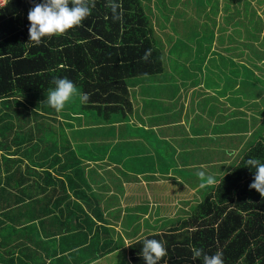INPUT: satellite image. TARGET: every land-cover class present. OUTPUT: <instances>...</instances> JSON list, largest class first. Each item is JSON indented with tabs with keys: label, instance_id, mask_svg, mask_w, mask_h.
<instances>
[{
	"label": "trees",
	"instance_id": "obj_1",
	"mask_svg": "<svg viewBox=\"0 0 264 264\" xmlns=\"http://www.w3.org/2000/svg\"><path fill=\"white\" fill-rule=\"evenodd\" d=\"M40 2L10 0L0 14V264H33L34 222L45 223L53 211L48 199L68 190L78 192V182L87 179L76 134H84L85 140L103 124L122 135L141 130L127 124L134 113L128 82L165 71L154 18L142 0H92L91 14L81 25L45 37L40 44L29 43L28 13ZM175 2L173 8L164 0V7L173 14L168 21L177 20L181 4ZM185 4L188 13L202 18L223 10L227 14L223 25L212 18L206 33L209 43H229L232 48L227 46L225 51L235 57L247 56L252 63L250 47L238 51L239 42L264 53L260 51L264 47L263 26L250 0H189ZM243 13L250 17L248 25L241 21ZM227 26H232L234 33L228 35ZM216 28L219 35H215ZM65 77L87 94L81 110L89 112L84 113L85 121L95 117L99 127L77 130L82 124L75 115L49 108L46 100L55 79ZM65 120L71 122L66 125ZM68 129L74 130V141ZM252 157L264 158V134L237 166L216 180L210 194L186 219L163 234L145 237L164 242L167 255L158 264H202V260L193 259L192 247L202 248L208 255L222 253L224 264H264V197L250 190L255 169L244 163ZM145 238L130 246L132 264H144Z\"/></svg>",
	"mask_w": 264,
	"mask_h": 264
},
{
	"label": "crops",
	"instance_id": "obj_2",
	"mask_svg": "<svg viewBox=\"0 0 264 264\" xmlns=\"http://www.w3.org/2000/svg\"><path fill=\"white\" fill-rule=\"evenodd\" d=\"M225 49L224 52H227ZM207 55L209 62L214 56L226 59L231 64L245 66L250 75L246 72L240 85L234 80L239 75L233 74L228 81L217 78L204 85L193 77L189 81L185 78L177 80L172 85L164 83V106L171 107L165 111L174 114H167L162 123L153 120L150 124L146 119L145 124L129 119L139 110L132 100L134 113L128 118L131 125L145 127L148 132L153 129L158 132L155 134L158 140L166 138L175 145L172 152L173 163L161 160L166 166L164 172L160 171V167L153 170L154 166H158L153 158H128L125 155L123 146L128 144L123 142L131 139L132 132L129 135V132L123 135L120 132H111L110 135L91 132L86 136L89 140L82 138L84 134H76L75 144L81 142L78 156L86 167L87 179L78 182V192L68 190L65 195L63 192L56 193L53 198L48 199L53 211L45 219V223L34 222L33 264H132L129 254L132 244L149 235L163 234L176 222L188 217L191 203H194L188 191L195 195L194 189L200 187V171L205 172L206 176H212L208 169L214 168L217 172L218 167L227 162V139L231 143L233 135H237L236 138L246 140L258 131H264V119L259 120L262 113H252L254 109L263 108L264 67L255 62L249 64L247 56L235 57L228 53L226 57L221 52L213 54L211 50ZM235 58L240 62H236ZM263 61L264 59L260 63ZM250 65L254 68H250ZM182 72L177 71L176 75L180 77ZM201 74L202 70L193 72V75ZM252 74L255 75L256 84L252 83ZM258 84H262L261 87ZM253 87L257 91L262 90L255 102L253 99L249 100L248 95ZM207 89L209 92L205 94L198 93ZM194 97H197L196 101ZM170 98L175 99L171 101H175L178 106H171ZM234 99L243 102L239 103ZM165 111L164 114L168 113ZM254 115L257 116L255 124ZM242 118L245 128L232 130L231 125L240 123ZM70 122L65 120L66 125ZM217 122L220 124L218 130ZM188 123L191 128L186 132L176 131V134L164 135V128L182 130ZM242 130L244 132L240 133ZM72 133L70 139L74 141V132ZM105 138L111 141L109 148L102 142ZM184 140L197 141L198 146L189 144L186 147L185 144H180ZM218 140L226 141L224 145L218 143L221 150L216 148ZM88 147L92 150H85L83 154L82 151ZM131 155L140 157L144 154ZM183 157L188 158L184 160ZM217 177L214 176L215 181ZM65 183L69 187L68 182Z\"/></svg>",
	"mask_w": 264,
	"mask_h": 264
},
{
	"label": "rangeland",
	"instance_id": "obj_3",
	"mask_svg": "<svg viewBox=\"0 0 264 264\" xmlns=\"http://www.w3.org/2000/svg\"><path fill=\"white\" fill-rule=\"evenodd\" d=\"M142 1L145 4V9L147 10V12H149L148 15L150 14L149 16H152V18H154L153 21L155 22L154 25L156 27L155 28L156 39L159 44V47L163 50L164 55H165L166 72L159 76H152V77H147L144 79L129 80L128 83L130 86V90L132 92V99H134L135 104L139 108L138 112L135 113V115H132L129 119H133V120L135 119L134 121L138 120V122H144L145 124H147L146 119L149 121L150 124L152 123L153 120L158 121V123H162L164 122V119L167 116V114H171V115L174 114L172 112L165 111V110L171 109V107L164 106V83L172 85V84L177 83V80H180V79L183 80L185 78L189 81L190 80L189 78L193 77V78H196L198 81L200 80V82L204 85V84H210L211 82L216 81L217 78L222 81H225V80L228 81L230 77H232L231 74H233V75H239L238 77L234 78V80L237 81V83L240 85L242 79L244 78L245 73L248 72L245 66H242V65L239 66L238 63L236 65L231 64L230 61L223 59V58H220V59L217 57L214 58L213 55H212L213 57L211 58L210 62H209V59H207L208 58L207 53H209L210 50L213 51V54L214 52H216V54H219V52H221L226 57H228V53L230 52H224V49L227 46L232 48L231 44L229 43H225L223 46V44L219 43V41L217 42V40L214 41L213 44L206 41L210 37V35H206V33H207V30L210 29V27H212L210 25V23L213 22L212 18L216 19L217 22L220 23V25L225 24L226 22L225 19L227 17V14L224 12V10L220 11L217 15L216 14L214 15V12H213V14H210L211 16L207 18H202L197 13H191V12L188 13L189 9L187 8V4H185V2L189 0H178V4H181V6H183L182 11L179 10L181 7L179 6V8H177L178 12L176 11L177 20L172 18V20L168 21V18L170 16L172 17L173 14H171L172 10L170 8L164 7V0H154L152 4L149 2L150 0L149 1L142 0ZM175 1L177 0H166L167 4L169 6H172L173 8L176 7ZM250 2L252 3V6L258 11V16L263 26L262 27L263 33L261 35L264 36V13H263L264 3L261 4L257 0H250ZM211 7L212 6H210V9ZM243 8L244 7H242L241 9L243 10ZM150 11L153 12L154 15H151ZM164 14H167V19L165 18ZM201 19L204 21H201ZM241 19H242L241 21L247 25L250 22V17L249 16L247 17L245 13H243V16L241 17ZM227 27H228L227 34L228 35L230 33L232 34L234 28L232 26H227ZM215 32H217L215 35L220 34V31L218 30V28L215 29ZM236 36L240 37L241 34L236 35ZM204 37L205 39H202ZM255 45L258 47L257 43H255ZM263 46H264V43H263ZM240 47H247V48L250 47V52L251 54H253L252 58L254 57L253 61L256 64H259L260 67H264V61L260 63L261 60L264 59V53L263 54L257 53V50L254 49L253 46H250V44H245V43L240 44L239 42L237 44L238 51ZM247 51L249 52V50ZM260 51H264V47L261 48ZM234 60L236 62H240L236 58ZM249 64H251V62ZM250 68H254V66L250 65ZM180 70H182L183 72L180 75V77H178L176 74H177V71L179 72ZM197 70H202L203 74L193 75V72ZM204 70H207V71H204ZM248 73L250 75V71ZM215 74L216 76H214ZM254 74H252L253 77L251 76L250 78H254L252 83L256 84L257 80L255 79ZM259 77H261V75H259ZM258 85L259 87H261L262 84H258ZM76 88H77L78 93H82L81 88L79 87H76ZM207 92H209L208 89L205 91L201 90L198 93L205 94ZM177 94L178 93H176V95ZM258 94L260 96L262 94V90L259 89V91H257V89L253 87L252 89H250L248 93L249 100L253 99V101L255 102L256 101L255 98ZM195 98L197 97H194V101H196ZM171 100H175V99L170 98L169 101ZM234 101L239 102V103L243 102V101L241 102V100L239 99L238 100L234 99ZM82 104L83 103H81L79 95H76L73 97V99L70 102H68L65 105L64 107L65 110L63 109L61 110V112L64 113V111H66V113L68 114L66 116H69V115L76 116V119L79 120L78 123L82 124L80 126H76V129L96 127V126L99 127V121L95 120V117H92L90 120L85 121L86 119L84 117L85 116L84 113L87 114L89 112H85L84 110L83 111L81 110ZM172 105L174 107L178 106V104H176L175 101H171V106ZM174 107L172 108L176 109ZM49 108L51 107L49 106ZM201 110L203 111L202 107H201ZM164 111L168 113L164 114ZM257 112L262 113V115L259 116V120H263L264 119V102H263L262 110H259V109L252 110V113H257ZM235 114L236 113H234V115ZM256 117H257L256 115L253 116L254 124L256 121ZM129 119L127 121L128 127H135V128L141 127L140 125L139 126L131 125L129 122ZM217 125L219 126L217 127ZM110 126L111 125L103 124L100 130L94 131V132H100L104 135H110L112 132L110 129ZM231 126H232L231 127L232 130H235V129L241 130L245 128V122L242 118L240 123L232 124ZM190 128L191 126L189 125V123H188V126L186 128H183L182 130L181 128H172V129L164 128V135L167 134V136H170L172 134H176L174 133L176 131L186 132V130H189ZM216 128L217 130L220 128V124L218 122L216 124ZM229 129H230V126L228 124L227 130ZM129 132H132L131 139L130 140L126 139L127 141L123 142L125 144L126 143L128 144V145L123 146L124 148L123 151L128 158H153L158 163V166L157 165L154 166L153 170H158V168L160 167L161 172H164L166 168L165 164L163 165L161 163V160L163 159L167 160L169 164L173 163L174 157H173L172 152H173V148L175 145L169 139L166 140V138H164L163 140L162 138H160L158 140L156 136L158 132L153 129H151V131L148 132V130H146L145 127H141V130L133 129V130H130ZM242 132H244V130H242L240 133ZM67 134H69L70 137H72L73 133L72 131H67ZM263 134H264V131L262 130L258 131L253 137H248L246 140L236 138L235 136L237 135H233L231 143L229 142V139H227L229 143L227 144L229 146H227L226 149L228 150V153L230 154V155L229 154L227 155V162L225 164L220 165V167H218L217 172H215L214 168L208 169L209 173L213 174L212 175L213 177L218 176L217 180H220L221 178H223L235 166H237V164L241 160L244 153L251 146L256 144ZM238 136H243V134L242 135L238 134ZM94 138L95 136H93L92 142H94ZM89 139L87 138L85 140H89ZM102 142L103 144L107 146V148H109L110 146L109 144L111 143V141H108V139L105 138L102 140ZM80 143L81 142L77 143L78 146L80 145ZM218 143L221 145H224L226 141L218 140L216 142V148L218 150H221L220 149L221 147L218 146ZM180 144H185L186 147L189 144L194 145L195 147L198 146L197 141L192 142V141L184 140L183 143H180ZM34 149L35 147L30 148L29 153L33 152ZM144 149H146V151L148 152H146ZM85 150H92V148L88 147L87 149H84L82 153ZM133 150L136 152H133ZM140 150L143 152H141ZM133 153L134 154H144L145 156L141 155L140 157L139 156L131 157L132 156L131 154ZM83 154H85V152ZM187 158L188 157H183L184 160ZM195 173H198V172H195ZM86 177H87V174H86ZM212 185L211 186L206 185L205 187H197L198 189H194L195 195H193L190 190L188 191L190 194L189 196H191L194 201V203H191V206H190L192 211L198 204L203 202L206 199V197L210 194L211 190H213L215 186V185L214 186Z\"/></svg>",
	"mask_w": 264,
	"mask_h": 264
},
{
	"label": "clouds",
	"instance_id": "obj_4",
	"mask_svg": "<svg viewBox=\"0 0 264 264\" xmlns=\"http://www.w3.org/2000/svg\"><path fill=\"white\" fill-rule=\"evenodd\" d=\"M92 0H42L28 13L29 43L40 44L45 37L59 36L82 22L91 14ZM55 87L49 91L46 103L56 111L64 109L74 96L79 95L81 103L88 100L86 93H78L73 81L68 78H57L54 81ZM245 167L250 168L254 173L253 182L249 185L250 190H256L261 197H264V158L252 157L247 159ZM202 183L200 187L216 183L211 175L200 171L198 173ZM193 259L202 260V264H224L223 255L217 252L208 255L202 248L192 247ZM141 255L144 264H158L167 255L164 242L157 239L145 238Z\"/></svg>",
	"mask_w": 264,
	"mask_h": 264
},
{
	"label": "built area",
	"instance_id": "obj_5",
	"mask_svg": "<svg viewBox=\"0 0 264 264\" xmlns=\"http://www.w3.org/2000/svg\"><path fill=\"white\" fill-rule=\"evenodd\" d=\"M10 0H0V14Z\"/></svg>",
	"mask_w": 264,
	"mask_h": 264
}]
</instances>
